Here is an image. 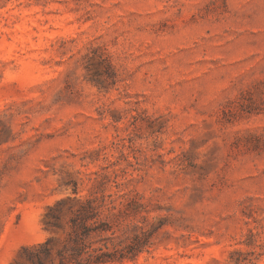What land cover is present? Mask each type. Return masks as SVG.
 <instances>
[{"label": "rangeland", "instance_id": "1", "mask_svg": "<svg viewBox=\"0 0 264 264\" xmlns=\"http://www.w3.org/2000/svg\"><path fill=\"white\" fill-rule=\"evenodd\" d=\"M86 200L113 264H264V0H0V264Z\"/></svg>", "mask_w": 264, "mask_h": 264}, {"label": "trees", "instance_id": "2", "mask_svg": "<svg viewBox=\"0 0 264 264\" xmlns=\"http://www.w3.org/2000/svg\"><path fill=\"white\" fill-rule=\"evenodd\" d=\"M102 205L95 201L80 202L70 219L71 234L64 247L52 258L50 240L26 249L32 264H113L133 260L149 242L145 232L127 238L126 243L111 223ZM58 220L57 217L51 216Z\"/></svg>", "mask_w": 264, "mask_h": 264}]
</instances>
